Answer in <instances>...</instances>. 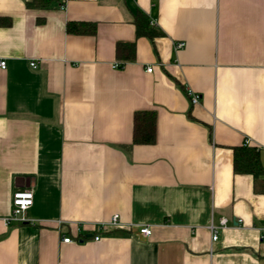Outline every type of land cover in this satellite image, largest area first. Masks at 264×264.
I'll use <instances>...</instances> for the list:
<instances>
[{"label": "crops", "instance_id": "crops-1", "mask_svg": "<svg viewBox=\"0 0 264 264\" xmlns=\"http://www.w3.org/2000/svg\"><path fill=\"white\" fill-rule=\"evenodd\" d=\"M30 1L0 0V264H264V176L234 168L245 146L264 167V0ZM139 111L152 145L133 143ZM26 189L35 223L8 225Z\"/></svg>", "mask_w": 264, "mask_h": 264}, {"label": "trees", "instance_id": "trees-1", "mask_svg": "<svg viewBox=\"0 0 264 264\" xmlns=\"http://www.w3.org/2000/svg\"><path fill=\"white\" fill-rule=\"evenodd\" d=\"M65 0H31L28 2V7L33 9H48L53 4L58 3L62 5ZM10 20L0 17V26H9ZM138 28V36H149L153 38L159 32L155 29L148 28L146 24V17L141 13L136 19ZM68 32L74 34H94L96 32V25L90 23H69L67 26ZM118 52L125 50L129 51L127 59L134 57V44H119ZM156 113L153 111H139L134 116L133 128V143L139 145H152L156 142ZM234 168L237 173L251 174L255 178L264 176V167L260 161V152L256 148L240 147L234 149Z\"/></svg>", "mask_w": 264, "mask_h": 264}, {"label": "built area", "instance_id": "built-area-1", "mask_svg": "<svg viewBox=\"0 0 264 264\" xmlns=\"http://www.w3.org/2000/svg\"><path fill=\"white\" fill-rule=\"evenodd\" d=\"M185 46V43H177L175 46V49H182ZM31 67L36 68L37 65L35 62H32ZM114 68H119V65H114ZM0 69L6 70L7 69V62L3 59L0 60ZM153 68L149 67L147 69V72H152ZM187 95L190 98L192 105H199L202 101V96L199 94L194 93L191 90H187ZM248 144V141L247 143ZM34 202V194L32 190H18L14 192L13 194V209L12 213L5 219V222L15 225H34L35 221L32 219L27 218V212L28 210L33 206ZM119 228H125L123 223L120 221V216L118 214H115L113 218L107 222V223H101L97 225L96 227V237H94L95 241H99L101 239V235L103 233H106L112 229H119ZM227 228V219H220L219 225L211 224L209 226V230L212 234V240L216 241L218 239V233L220 229ZM77 237L76 239H72L71 237H64L63 243H75L80 242L82 239L85 238V231L83 230V226L79 225L77 229ZM140 234L144 235L146 237L150 236L152 234V230L149 226H144L140 229Z\"/></svg>", "mask_w": 264, "mask_h": 264}]
</instances>
